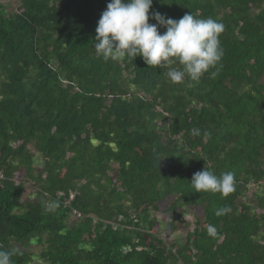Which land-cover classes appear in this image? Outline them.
I'll return each mask as SVG.
<instances>
[{
  "label": "trees",
  "instance_id": "obj_1",
  "mask_svg": "<svg viewBox=\"0 0 264 264\" xmlns=\"http://www.w3.org/2000/svg\"><path fill=\"white\" fill-rule=\"evenodd\" d=\"M109 2H0V246L13 264H264V0H153L225 28L220 65L179 84L97 57ZM204 168L235 191L195 192Z\"/></svg>",
  "mask_w": 264,
  "mask_h": 264
},
{
  "label": "clouds",
  "instance_id": "obj_2",
  "mask_svg": "<svg viewBox=\"0 0 264 264\" xmlns=\"http://www.w3.org/2000/svg\"><path fill=\"white\" fill-rule=\"evenodd\" d=\"M153 0H110L102 12L96 27L95 54L104 60L123 61L142 57L150 67L168 68L166 77L172 83H183L185 78L196 82L211 69L217 68L224 51L220 35L225 28L222 22L212 18H198L186 13L179 20L165 18L152 8ZM153 19L157 23H149ZM158 26L166 28L161 34ZM179 64V68L170 67ZM212 76L216 72H211ZM199 134V130H195ZM195 192L219 193L226 198L236 189L233 172L219 176L204 168L193 174L190 182ZM54 207L59 205L54 203ZM227 207L219 208L215 215L229 212ZM210 236L217 235L213 225L207 226ZM19 248L0 246V264H13V256L20 255Z\"/></svg>",
  "mask_w": 264,
  "mask_h": 264
},
{
  "label": "rangeland",
  "instance_id": "obj_3",
  "mask_svg": "<svg viewBox=\"0 0 264 264\" xmlns=\"http://www.w3.org/2000/svg\"><path fill=\"white\" fill-rule=\"evenodd\" d=\"M0 2L6 4L7 7L14 8L16 6L17 0H0ZM36 163H38L37 159H36ZM183 215L186 220L192 219V214L190 211L188 213L185 212V214ZM156 216L159 219L160 225L162 226V224H164V222L166 221L167 217L162 211H158L156 213ZM34 250L37 251L38 247H34ZM31 264H49V263L43 262L42 260H39L38 258L34 257V260Z\"/></svg>",
  "mask_w": 264,
  "mask_h": 264
}]
</instances>
